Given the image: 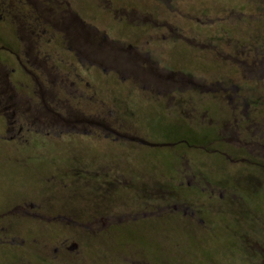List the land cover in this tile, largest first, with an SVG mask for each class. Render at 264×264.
Wrapping results in <instances>:
<instances>
[{"label": "rangeland", "instance_id": "374dc122", "mask_svg": "<svg viewBox=\"0 0 264 264\" xmlns=\"http://www.w3.org/2000/svg\"><path fill=\"white\" fill-rule=\"evenodd\" d=\"M42 7L53 21L67 13L69 22L77 14L88 23L85 30L98 29L101 44L100 65L84 63L79 70L89 82L85 96L80 102L52 103V109L103 112L127 137L163 144L133 148L125 140L112 142L113 160L146 161L142 175L149 181L162 178L173 207L159 225L149 221L147 244L135 262L264 264V0H47ZM1 15L6 18L3 10ZM6 23L0 20V82L29 84L28 73L9 51L29 42L15 40ZM42 24V32L35 29L38 49L51 54V64L63 59L77 65L76 40L57 25L42 34ZM83 41L91 47L90 40ZM130 45L142 56L127 64ZM145 54L155 70L132 71L148 65ZM70 122L69 128H92L86 120ZM77 134L30 140L86 149L109 144ZM82 155L87 160L92 152ZM5 166L0 159V213L12 208L22 186L38 176ZM40 170L43 175L46 168ZM187 175L189 180L197 175L199 184L188 186V179L182 184ZM175 205L191 208L195 216L176 212ZM21 217L0 218V229L6 228L0 232V264L135 263L115 258L106 248L93 247L94 252L90 242L81 249L88 255L84 260H48L43 223Z\"/></svg>", "mask_w": 264, "mask_h": 264}, {"label": "flooded vegetation", "instance_id": "af4514ba", "mask_svg": "<svg viewBox=\"0 0 264 264\" xmlns=\"http://www.w3.org/2000/svg\"><path fill=\"white\" fill-rule=\"evenodd\" d=\"M46 1L0 0V11L6 13V18L1 15L0 20L7 22L15 40L23 38L29 42L26 47L9 51L30 79L29 84L20 81L15 84L9 79L0 82V118L4 127L0 132V159L6 165L4 168L38 173L33 180L30 176L32 181L22 186L20 198L12 208L1 212L0 218L18 215L22 216L21 220L28 217L41 221L47 231L45 250L48 260L65 262L68 257H72L74 262L78 258L84 260L87 253H82L81 249L85 242H90L94 252L98 247L106 248L113 252L114 257L117 256L115 258L127 263L135 262L137 253L142 252L143 245L147 244L149 221L154 219L152 222L159 225L158 221L163 220L173 207L165 197L162 178L149 181L142 175L147 170L146 161L134 159L122 164L113 160L115 144L112 142L125 140L133 148L137 144L144 148L163 144L127 137L128 133L114 129L111 117L103 112L74 113L52 109V103L80 102L79 98L85 96L84 85L88 86L89 82L79 70L83 71L84 63L100 65L97 52L101 44L98 29L88 27L85 30L88 23L77 14H72L73 19L69 22L65 19L67 13L60 20L50 19L42 7ZM66 5L69 6L68 3ZM41 24L44 27L42 34H47L48 27L57 25L76 40L77 65L63 59L60 63H50L51 54L42 53L37 47L38 33L35 29L40 31ZM83 40H90L91 47ZM129 49L128 55H124L127 64L142 56L132 45ZM147 57L145 54L144 60L148 65L133 66L131 70H155V64ZM62 69L65 73L61 72ZM30 89L33 95L29 94ZM70 120H86L92 128H69ZM101 120L107 122L102 123ZM71 132H78L77 136H97L109 144L86 149L77 145L31 143L30 140L45 141ZM86 151L92 152V155H87V160L82 159V152ZM68 152H74L70 154L73 161L68 162ZM41 168H46L43 175L40 174ZM197 178L193 175L189 180L187 175L182 177V184L188 179V186H193ZM174 209L176 212L184 209L186 214L195 216L191 208L175 205ZM5 231L6 228L1 227L0 232Z\"/></svg>", "mask_w": 264, "mask_h": 264}]
</instances>
